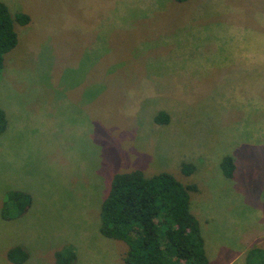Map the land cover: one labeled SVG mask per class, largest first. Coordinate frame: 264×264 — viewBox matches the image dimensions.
<instances>
[{
    "label": "rangeland",
    "instance_id": "rangeland-1",
    "mask_svg": "<svg viewBox=\"0 0 264 264\" xmlns=\"http://www.w3.org/2000/svg\"><path fill=\"white\" fill-rule=\"evenodd\" d=\"M0 2L30 16L0 79V264L17 245L56 264L75 243L80 264H112L102 206L137 169L196 185L209 264L264 255V0Z\"/></svg>",
    "mask_w": 264,
    "mask_h": 264
},
{
    "label": "trees",
    "instance_id": "trees-1",
    "mask_svg": "<svg viewBox=\"0 0 264 264\" xmlns=\"http://www.w3.org/2000/svg\"><path fill=\"white\" fill-rule=\"evenodd\" d=\"M15 21L28 24L30 16L17 13L13 17L8 5L0 2V79L5 55L18 44ZM157 120L167 121L168 116L161 113ZM7 125V115L0 107V134ZM221 165L225 175L232 177L236 170L234 158L225 156ZM193 170V165L183 164L185 173ZM196 188L169 172L152 176L138 169L118 173L102 206L100 230L105 236L128 244L125 264H209L199 220L190 208V191ZM10 194L13 196L8 199L16 201L25 195L19 191ZM25 197L27 202L22 203L21 211L29 204ZM66 248L57 254V264H75L74 247ZM256 256L252 261L247 260L248 263L264 264V255ZM8 257L21 264L28 253L15 246L8 251Z\"/></svg>",
    "mask_w": 264,
    "mask_h": 264
},
{
    "label": "crops",
    "instance_id": "crops-1",
    "mask_svg": "<svg viewBox=\"0 0 264 264\" xmlns=\"http://www.w3.org/2000/svg\"><path fill=\"white\" fill-rule=\"evenodd\" d=\"M101 219V218H100ZM100 226H101V221H100V225H99V227H98V229H97V233H96V237H97V239H98V241L101 243V245L103 246V251L104 252H106L108 249H110L109 250V255H112L114 258H111V260L113 261L112 262V264H125L124 263V258H125V256H126V254H127V252H128V249H129V246H128V244H126L127 246V248L126 247H124L123 249H119L118 250V245H121V244H118L119 242H113V241H111V240H117V241H123V240H119V239H114V238H110V237H107V236H105L102 232H101V230H100ZM111 239V240H110ZM123 242H125V241H123ZM112 243H117V244H112ZM126 243V242H125ZM123 245V244H122ZM17 246H19V245H17ZM73 247H74V249H75V252H76V255H77V258H76V261H75V264H80L81 263V254L83 253V254H85L86 252H87V250L86 249H83L82 250V252H81V249H80V247L78 246V244L77 243H75L74 245H72ZM13 247H15V246H13ZM13 247H10L9 249H8V251L11 249V248H13ZM205 248H206V251H207V247H206V240H205ZM8 251H7V258L9 259V257H8ZM29 253V252H28ZM30 254V253H29ZM28 259H29V255H28V257H27V259L23 262V263H21V264H24V263H28L27 261H28ZM10 260V259H9ZM11 261V260H10ZM57 262V261H56ZM55 262V263H56ZM10 263H12V264H17V263H15V262H13V261H11ZM57 264V263H56Z\"/></svg>",
    "mask_w": 264,
    "mask_h": 264
}]
</instances>
